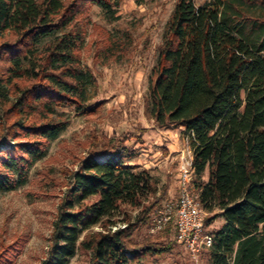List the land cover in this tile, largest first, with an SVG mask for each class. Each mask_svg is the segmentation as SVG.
<instances>
[{
	"label": "trees",
	"instance_id": "1",
	"mask_svg": "<svg viewBox=\"0 0 264 264\" xmlns=\"http://www.w3.org/2000/svg\"><path fill=\"white\" fill-rule=\"evenodd\" d=\"M120 3L0 0V104L5 138L15 142L0 150V191L28 183L68 127L64 109L95 112L96 77L81 54L90 9L117 20ZM119 42L111 39L107 50H121ZM158 51L145 109L189 139L191 180L212 236L200 256L205 264H264V0H177ZM132 137H93L39 264H69L80 249L90 255L87 264H132L171 248L168 240L138 242L130 234L172 198H154L136 222L111 230L123 205L139 207L156 192L149 169L133 161ZM212 212L223 222L213 229ZM97 225L105 229L87 232ZM159 233L174 238L171 224Z\"/></svg>",
	"mask_w": 264,
	"mask_h": 264
},
{
	"label": "rangeland",
	"instance_id": "2",
	"mask_svg": "<svg viewBox=\"0 0 264 264\" xmlns=\"http://www.w3.org/2000/svg\"><path fill=\"white\" fill-rule=\"evenodd\" d=\"M176 1L121 0L117 20L108 19L96 5L90 9L87 41L81 54L84 64L96 77L97 89L91 102L97 108L87 113L64 109L69 117L68 127L52 142L47 156L32 167L28 183L12 191H0V264H39L45 258L60 202L93 137L113 139L132 134L133 139L126 144L136 153L133 161L149 169L155 181L156 192L139 207L123 205L122 213L113 218L116 220L113 225L124 228L136 222L144 205L154 198L176 197L179 157L189 148V141L182 128L160 126L149 118L145 109L158 48ZM204 1L195 0L198 4ZM115 38L120 40L122 49L116 47L109 52L106 47ZM6 120L0 104V150L6 142L15 143L5 138ZM95 157L102 160L105 155ZM203 178H207V172ZM155 212L130 237L138 242L158 244L168 240L171 248L132 264H205L206 254L200 256V253L195 261L172 235L159 233L163 229L152 231ZM215 214L206 215L211 218V229L223 223ZM104 229L97 225L87 232ZM89 257L80 249L69 264H87Z\"/></svg>",
	"mask_w": 264,
	"mask_h": 264
},
{
	"label": "built area",
	"instance_id": "3",
	"mask_svg": "<svg viewBox=\"0 0 264 264\" xmlns=\"http://www.w3.org/2000/svg\"><path fill=\"white\" fill-rule=\"evenodd\" d=\"M192 162L193 152L189 146L179 157L176 176L177 195L172 200L164 202L158 208L153 215L151 229L156 232L171 224L174 228L173 237L197 261L202 246L211 245L212 236L204 232L206 211L202 207L199 194L195 191L192 184L191 178L194 169ZM119 226L121 225H112L111 230L114 231Z\"/></svg>",
	"mask_w": 264,
	"mask_h": 264
}]
</instances>
